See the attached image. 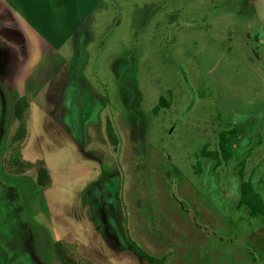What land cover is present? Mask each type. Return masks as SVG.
Wrapping results in <instances>:
<instances>
[{
	"label": "rangeland",
	"instance_id": "374dc122",
	"mask_svg": "<svg viewBox=\"0 0 264 264\" xmlns=\"http://www.w3.org/2000/svg\"><path fill=\"white\" fill-rule=\"evenodd\" d=\"M11 1L34 29L25 65L0 58V264H60L55 243L74 264H264L237 165L264 202V0ZM233 127L215 166L201 151Z\"/></svg>",
	"mask_w": 264,
	"mask_h": 264
},
{
	"label": "trees",
	"instance_id": "16d2710c",
	"mask_svg": "<svg viewBox=\"0 0 264 264\" xmlns=\"http://www.w3.org/2000/svg\"><path fill=\"white\" fill-rule=\"evenodd\" d=\"M26 104L25 98L18 100L15 103V117L20 119V112ZM24 131L23 126L20 128L15 138L22 136ZM236 129L233 127L228 130H222L218 134V150L207 151L205 147L202 149L201 154L203 157L211 158L215 160V166H219L221 160L227 161L232 157V153L228 150L227 144L229 136L234 135ZM245 160H241L237 163L239 166L238 176L241 179L239 186V199L238 206H245L249 211V216L252 218H261L264 220V202L260 194L255 190L253 183L250 179H244L243 166ZM196 173H199L197 169ZM49 181L48 173L43 166L37 169L36 182L40 187L47 186ZM54 258L60 264H74L72 259L65 255L62 251L59 243L54 244Z\"/></svg>",
	"mask_w": 264,
	"mask_h": 264
},
{
	"label": "crops",
	"instance_id": "0c3cea01",
	"mask_svg": "<svg viewBox=\"0 0 264 264\" xmlns=\"http://www.w3.org/2000/svg\"><path fill=\"white\" fill-rule=\"evenodd\" d=\"M11 2H12L11 0H0V36L11 44V49L8 46H4V45L0 46V58L1 59L5 58V54L7 53V51L13 53L12 50H18V54L15 55V60H16L15 63L16 62L18 63L21 61L20 60L21 53L23 55L25 53V48L23 44L24 40L26 39L25 32L27 33V30L33 27L28 25V23L30 22H28L25 19V16L22 13H19L16 11V9H14V6L11 4ZM39 33L40 32H38V30L35 29L34 34L36 38L40 36H44L42 33L40 34ZM11 35H13L14 37H18L20 39V42H17L16 40H14L11 37ZM49 40H47V38L44 36L43 40H38V41L45 46H49L50 45ZM61 61L62 62L61 64H59V66L63 64V60ZM25 63L26 61L25 59H23V62H20L19 64L22 66V65H25ZM16 98L17 97H15V99L12 101V104H11V111L13 110V113H14L13 108L16 102L15 101ZM11 115H12V112H11Z\"/></svg>",
	"mask_w": 264,
	"mask_h": 264
}]
</instances>
